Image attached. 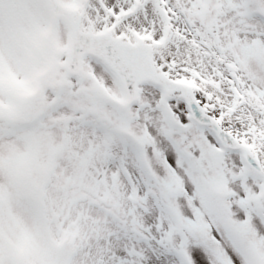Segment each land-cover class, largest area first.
Returning <instances> with one entry per match:
<instances>
[{
    "label": "snow or ice",
    "instance_id": "snow-or-ice-1",
    "mask_svg": "<svg viewBox=\"0 0 264 264\" xmlns=\"http://www.w3.org/2000/svg\"><path fill=\"white\" fill-rule=\"evenodd\" d=\"M0 264H264V0H0Z\"/></svg>",
    "mask_w": 264,
    "mask_h": 264
}]
</instances>
